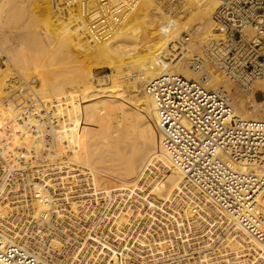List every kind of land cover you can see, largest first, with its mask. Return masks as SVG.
<instances>
[{
  "label": "built area",
  "instance_id": "2783aa9c",
  "mask_svg": "<svg viewBox=\"0 0 264 264\" xmlns=\"http://www.w3.org/2000/svg\"><path fill=\"white\" fill-rule=\"evenodd\" d=\"M73 1L80 7L91 40L102 42L140 0ZM217 2L211 14L212 33L200 51L189 44L196 29L191 26L171 39L167 55L161 57L165 64L188 68L197 78L168 71L144 83L157 113L162 148L184 172L183 183L170 199L158 201L148 193L149 184L163 177L159 170L158 174L148 172L143 189L97 193L77 212L68 207L58 218L52 209L54 218L47 228L33 218L32 192L20 186L8 199L17 209L0 215V238L2 234L8 240L27 242L34 252L44 246V264H234L228 241L238 231L226 215L246 225L249 235L264 239V227L259 225L264 223L260 212L264 207V118L236 115L226 90L210 87V74L205 71L209 64L238 87L252 91L264 115V98L256 99L257 93L264 95V89L254 87L264 79V0ZM179 4L170 0L163 8L173 14L180 10ZM184 46L191 49L187 56H183ZM7 169L0 155V174ZM27 178L7 172L12 185H25ZM258 193L263 195L259 203L254 201ZM16 200L21 201L12 203ZM15 248L0 251V258L14 264ZM18 254L24 253L19 250ZM30 256L17 255L18 264L23 260L31 264Z\"/></svg>",
  "mask_w": 264,
  "mask_h": 264
},
{
  "label": "bare ground",
  "instance_id": "6f19581e",
  "mask_svg": "<svg viewBox=\"0 0 264 264\" xmlns=\"http://www.w3.org/2000/svg\"><path fill=\"white\" fill-rule=\"evenodd\" d=\"M32 1L34 0H31V2ZM51 1H53L54 4L51 7L55 6L56 4L54 1L57 2V0H50L49 4H52L50 3ZM179 1L180 10L174 12L173 14H169L167 11H165L164 8V11L160 10L161 1L157 3L155 2V5L151 3V9H156L160 14H162L161 16L166 18L165 21H163V26H166V28L162 29V31L160 32V37L164 38L167 41V45L163 47L162 53L160 52L162 55L159 56L151 52L148 54H144L147 55L145 59L140 58L139 60H137V63H132L125 62V60L128 59V55H130L127 54L128 52H130L131 55H139L151 49V46H147V44L145 45L144 41L140 39V37L137 35V31H139L141 27L136 31V29L132 27V24L128 23L124 24L121 28L120 26L124 23L123 22L119 26L120 29L117 32H114V34H112L108 40L102 42H94L91 40L87 33L86 24L85 22L83 23L84 19L82 17L81 12L78 13L75 11L74 13H72L71 10L72 14L70 15L68 13V17H66V12L64 13V11H61V9L59 8V10L64 14H60V12H58L62 17L60 15H54L53 18L55 17V21H57L56 17H60L62 19L64 18V15L66 19H64L61 23L57 21V24L56 22L55 24H52V15H50V17L47 12L49 7L43 5L40 0H35L33 4L35 3L34 5L36 7L37 14L32 13L33 17L31 15L26 16L25 14L24 16L26 17L24 21L23 16L22 22H20V24H15V21L13 22V20L18 16L22 17V14L26 12V7L29 4L30 0H0V52L6 55L11 66H22L17 64L18 57L20 58L22 53H30V51L33 53V55L36 56V59H38L40 63H44L47 59L49 61V56L45 53V48H47L48 45L51 44L49 42L53 41L52 43H55V39L57 41H61L62 36H64L65 33H67L69 30L74 29V31L76 30V33L80 32L82 36H78L75 38L70 37V40L66 41L78 47H81V45L85 44L93 45L95 43L98 46L96 48L98 50L97 52L101 51V55L102 53H104V56L110 54L107 51L108 49H117L116 60H114V62L109 63L105 61L107 65L113 66L117 71H122L123 68L128 70L130 69V71L134 70V72L132 73L128 71V73L126 74V76L128 77L126 79L125 75V77H123L122 74L121 76L116 75V72L108 75H103L100 78H96L97 80L94 85L92 83V79L94 76L91 68H89L87 70V79H80L79 81H76V83H74L72 86H69L67 88L77 89V91L80 89L84 90L85 92H88L89 94L80 96V100L83 103H89L95 99L92 105L91 117L92 121L94 123H97L98 126H100V129H102H98V131L96 132V135H98L99 138L113 139L116 134H113L111 124V128L107 127L109 126V123L111 121V115L113 113L112 111L116 108L122 109V107L124 109V106L121 103L122 101L119 100V103L117 102L116 104L114 103L115 105H113V101L111 102L108 99L112 94H120L122 95V97H124V99L129 102L133 112L125 114L126 111L124 110L125 113H123V115H120L125 117L126 119L127 115H131L130 113H133L132 116H130V118L132 117L131 121H133V124L129 123L132 127H129L130 130L132 129L133 131H136L137 126L139 125L135 124H137L136 122L140 120L151 121L149 122V127H146L148 129L143 130L144 133L142 134V137L140 136L142 138V141H120V137L118 135L117 136L119 137V139L116 136L115 139H118L119 141H116L115 139L114 141H57L51 137L47 141H39L43 134V131L39 128L37 129L36 134L31 136L27 135L26 133H22V128H14L13 126L7 124L0 125V135L3 136L5 139L4 141H0V155L4 158L8 166L6 173L3 172L2 174H0V215L6 214V212H9V210L11 209H17L16 205H12V207L11 205H9L8 199L9 194L19 190L20 186H23L25 190L32 192L33 200L31 203V208L33 211V218H38V224H44L47 228L51 227V220L54 218L51 213L52 209L53 212L55 211L56 213L55 218H58L62 217L67 212L66 210L68 207H70L73 212H77L78 208L80 206L82 207L83 203H85V201L90 196L95 195L97 193H103L104 195H108L109 192L112 190L133 191V189H143L141 181H143V178L146 176L147 171L149 173H155L154 170L157 171L159 169L162 171V179L154 180L149 185L150 189H148V193L152 194L156 200H168L170 199L174 191L180 188L181 184L183 183L184 172L181 171L177 166H175V164L171 161V159L167 156V154L162 148L161 133L158 126V122L155 115L150 112L154 111L153 100L145 91L144 83L151 78H154L162 73L169 71L166 70L168 64H165V61H162L163 58L161 57H165L164 55H167L169 43L173 37H177L179 35V30L181 29V27L185 30L189 28L190 24L192 27H196L194 35L192 36V41L190 42V45H192V47L193 45L194 47H196L197 43L201 47L205 45L207 40L206 36H209L212 33L213 22L211 19V14L218 2L217 0ZM58 2H61L60 5L65 4L68 5V7L72 6L73 10L77 5V3L73 0H58ZM181 13H185V16H183L185 20L184 22L182 21L183 24L179 22L180 20L178 21V17ZM133 16H135V14ZM180 23L182 25H180ZM202 28H204L205 38L203 40L196 39L195 37L200 36ZM193 37L195 38V41ZM63 43H65V40ZM201 49L202 48L196 47V50L198 51H200ZM190 50H186V47H183V56H187ZM83 53L81 54L83 55ZM30 57L33 59L35 58L32 56ZM20 68L24 71L28 70H25V67ZM180 68L183 69L184 66H180L179 68L174 67V71L183 74L184 70H180ZM210 68L211 66L209 64H206L205 71L210 74L208 85L214 89H217L219 86H223L226 89L229 103L231 104L236 115L241 116L242 118H264V115L259 111L256 106L252 91L248 93L246 90L238 87L221 72L216 71L215 73H213L214 69ZM4 70V68L0 67V89L4 88L6 90V93L10 94L8 96L9 98H16L19 95H23L21 91H19V95L14 94V91L16 90L10 80V75L8 73L9 71L7 72L6 70ZM82 73L84 72L82 71ZM136 74L138 76H136ZM28 79L31 80L33 78L29 77L28 75ZM233 84L237 88L234 87ZM105 85L109 86L104 87ZM254 87L264 89V79L256 81L254 83ZM24 90L28 92L27 88L23 89V91ZM77 91L76 93L73 91L70 94L72 96H79V93ZM241 91L250 95L246 96ZM99 97L103 98L100 100H96ZM71 103L73 104L72 101ZM38 107L36 108V112H38L39 115L38 113H35L34 116H38L34 117L33 119L36 125L39 122L38 119L44 117L45 112L50 115L52 108L51 106L50 109H46L45 106V109L43 108L45 111L44 112L41 111V108L39 110ZM46 113L45 116H49ZM114 115H112V117ZM127 119L130 122V119ZM121 120H123V118ZM125 121L126 123L128 122L127 120ZM117 124L120 128V125H123L124 123H122L121 121L120 125L119 122ZM125 124L123 126L121 125L122 127L120 128V130H122L119 134L120 136L122 134L124 136L130 135L128 133L130 132V130H127L126 128L129 124L125 127L127 131H125L123 128ZM118 126L114 128L116 129ZM114 131V133H116V130ZM133 131L131 132L133 135L132 138H134L138 134V132ZM18 133H21V137L17 141L15 137L16 135H18ZM112 134L113 136H111ZM123 135L121 137L125 138ZM124 140H128V137ZM28 170L32 172L30 175L31 177L35 173L37 175H40V177L44 176L45 179H40L39 182L28 180L27 184L25 185L18 184L17 182L12 185L7 181V172L16 171L18 172L19 177H28V174H26V171ZM31 181L33 183L36 182V185L31 186ZM110 182L113 184H110ZM56 191L57 193H55ZM262 196V193H258L255 196L254 201L257 203L261 202ZM20 201L16 200L12 203L16 204ZM59 205L62 206V210L64 211H57V208L61 207ZM261 211L263 212L264 216V207L260 209V212ZM226 216H228L227 218H230L232 221L234 220L233 224H236L235 228L238 231V235L234 236L233 239L228 241L231 249L234 251L233 263L264 264V239L259 240L258 238L249 235L250 231L248 227L246 225H243L242 223H239L237 218L233 215ZM259 225L264 227V223H259ZM56 236H59V233H56ZM0 243L1 252H4L7 247H16L12 252L13 255L11 256L14 264H18L17 255H21V258L23 259L26 258L27 255H31V264H37L40 262L41 264L46 263L43 261L44 259L42 258V248H44V246H40V248H37L34 252L32 251V248H28L27 242L18 243L14 239L8 240L2 234L0 238ZM53 243L56 244V242L54 241ZM19 250L23 251L24 254H18ZM0 264L9 263L5 262L4 259L0 258ZM21 264H25V261L23 260Z\"/></svg>",
  "mask_w": 264,
  "mask_h": 264
},
{
  "label": "rangeland",
  "instance_id": "374dc122",
  "mask_svg": "<svg viewBox=\"0 0 264 264\" xmlns=\"http://www.w3.org/2000/svg\"><path fill=\"white\" fill-rule=\"evenodd\" d=\"M43 1L44 0H40V2H42L43 5H46L49 7L47 12H48L49 16L52 15V18L54 15L59 16L61 13L64 14L65 12H66V14H65L66 17H68V15H67L68 13L71 15L75 11L78 13L81 12L78 5H76L74 10H73L72 6L68 7V5H65V4L60 5L61 2L59 3L57 0V2L54 1L56 5L53 6L54 7V9H53V7H51L52 5H54L53 1L50 2L52 4H49L50 0L49 1L47 0V3L45 0L44 2L46 4ZM165 1H167V0H141L138 3V5L131 11L130 15L124 21V23L120 26L122 28V26L124 24L129 23V24H132V27H134L136 29V31H137V29H139L141 27V29H139V31H137V35L140 37V39H142L144 41L145 45L147 44V46H151V49H149L150 51L148 50L149 52L147 51V52L141 53L139 55L138 54H136V55L132 54L131 55V53L128 52L127 54H130V55H128V59L125 60V62L137 63L138 62L137 60H139L140 58H144V59L146 58L147 55H144V54H148L151 52L153 54H157L159 56L162 55L161 54L162 49H163V47H165L167 45V43H166L167 41L164 38L160 37V32L162 31L163 28L164 29L166 28V26L165 27L163 26V23H164L163 21H165L166 18L161 16L162 14H160L156 9H154V10L151 9V6L155 2L156 3L160 2V5H161L160 10L164 11L162 5L165 3ZM33 2H35V0L32 2L30 0L28 5L31 6L32 8L27 5L26 12H24L22 14V17L18 16L19 18L17 17L13 20V22L15 21L14 22L15 24H18V23L20 24V22H22V18L25 14H26V16L31 15L32 17H33V14H37L36 7L34 5L35 3L33 4ZM30 3H32L33 6ZM59 8L61 9V11H64V13L61 12L59 10ZM68 8L70 9V11ZM34 10L36 11V13ZM56 10H58V11H56ZM66 10L69 12H67ZM71 10H72V13H71ZM58 12H60V14ZM143 12H145V13H143ZM134 14H135V16H133ZM150 14H151V16H150ZM184 14L181 13L178 17L179 18L178 21L180 20L179 22H181L182 24L185 20L183 17V16H185ZM26 16H24L23 21H24ZM65 16L63 15L64 18H62V19L60 17H56L57 18L56 20L61 23L64 19H66ZM142 16H143V18H142ZM133 17H134V19H133ZM52 18H50V19H52ZM52 20H51L52 24L53 23L55 24V22H56V24L58 23L57 21H55V17ZM146 21H148V22H146ZM131 22H134V23H131ZM83 23H84V21H83ZM140 23H142V24H140ZM181 23H180V25H182ZM120 27L115 32H117L120 29ZM149 27H151V28H149ZM189 27H191V24ZM150 29H152V30H150ZM181 29H182V27H181ZM181 29L179 30V33H180ZM72 30H73V32H72ZM72 30H69L67 33H65V35L62 36L61 41L60 40L57 41L55 39V41H54L55 43H52L53 41H51V42H49L51 44L48 45V47L46 46L47 48H45V53L48 54L49 61L47 59L44 63H40L38 61V59H36V56L33 55V53L31 51H30V53H28V52L22 53V55H21L22 57L20 56V58L18 57V59H17V64L22 65L20 67H23V68L25 67V70L28 69L26 71L22 70L20 67L11 66L6 55H4V53L0 52V56H1L0 57V67L4 68L7 72L9 71L8 73L10 75L9 76L10 80L13 83L15 90H16V91H14V94L19 95V91H21V93L23 94L21 96L19 95L16 98H14V97L9 98L8 96L10 94H7L6 90L4 88L0 89V125L7 124L10 126H13L14 128L15 127L22 128L23 129L22 133H26L27 135H31V136L35 135L37 129L39 128L40 130L43 131L42 137H41V139H39V141H41V140L47 141L50 137L54 138L57 141H114L115 136L118 139L120 137V139H119L120 141H139V140L142 141L141 137H142V134L144 133L143 130L148 129L146 127H149V122H151V121L140 120V121L136 122L137 124H135V125H139V126H137L136 131L135 130L134 131L138 132V134H137V136L132 138L133 135L131 132L133 130L132 129L130 130L129 127H131L130 124H133V121H131L132 117L130 118V116H132L133 113H130L131 115H127V118L130 119V122L127 118L125 119V117H123L121 115H123V113H125V111H126L125 114H128L129 112H133V111L131 109L129 102L126 99H124V97H122V95H120V94H112L108 98L111 102L113 101V105H115L120 100V101H122L121 103L124 106V109H123V107H122V109L116 108L117 110L114 109L115 111L114 110L112 111L113 112L112 115H114V113H115V115L113 116L115 119L111 115V121L109 123V126H107V127H110V124H111L112 128L111 127L110 128L112 129L113 134L114 135L116 134V135L113 137V139L112 138H108V139L107 138H99L98 135H96V132L98 131V129L99 130H102V129H100V126H98L97 123H94L92 121V117H91L92 105H93V101L95 99L92 100V102L83 103L80 100V96L87 95V94H89L88 92H85L84 90H80V89L77 91V89H67V88L69 86H72L74 83H76V81H79L80 79L81 80L87 79L88 78L87 70L89 68H91L93 76H94L92 79V83L94 85H95L96 80H97L96 78H98L104 74L108 75V74H112V73L116 72L117 73L116 75L121 76V74H122L123 77H125L126 74L128 73V71H130V69L128 70V69L123 68L122 71L121 70L117 71L113 66L107 65V63L114 62V60H116L117 49L110 48L111 50L110 49L107 50L108 53H110V54L107 53L108 55L104 56L103 55L104 53H102V55H103L102 56L101 51L97 52L98 50L96 48L98 46L95 43L93 45H91V44L90 45L89 44L88 45L87 44L81 45V47L80 46L79 47L74 46L71 43H69L68 41L70 40V37L75 38L78 36H82L80 34V32L76 33L75 32L76 30L75 31H74V29H72ZM182 30H185V29H182ZM206 32H207V30H206ZM150 35H152V36H150ZM65 36L68 39H66ZM204 36H205L204 28H202L200 36L195 37V38L203 40L205 38ZM152 37H154V38H152ZM207 37H208V35L206 36V39H207ZM195 38L193 37L194 41H195ZM63 39L65 40V43H63L64 42ZM66 40H68V41H66ZM189 44H191V43H189ZM184 47H186V46H184ZM196 47L202 48L200 45H198V43L196 44ZM81 53H83V55ZM30 54H32V55H30ZM29 55L32 57H35V58L34 59L31 58ZM96 57H98V58H96ZM170 66L171 65L169 63L168 66L166 67L167 68L166 70L174 71L175 70L174 67L179 68V66H176V65H172L171 67ZM180 70H184L183 71L184 73L182 75H184V76L187 75L186 76L187 78H191V79L197 78L186 67H184L183 69L180 68ZM82 71L84 73H82ZM213 71H214L213 73H215L218 70L214 69ZM130 72L132 73V72H134V70H131ZM28 75H29V77H31L33 79L29 80ZM136 76H138V75L136 74ZM127 77L128 76H126L125 79ZM108 86L109 85H105L104 87H108ZM234 87H236V86L234 85ZM25 88L28 89V92L26 90L23 91V89H25ZM218 88L225 89L223 86H219ZM17 90H18V93H17ZM73 91L75 93L77 91L79 93L78 94L79 96H72L70 93H72ZM241 92L244 93V95H246V96L250 95V94H247L243 91H241ZM102 98L103 97H99L96 100H100ZM130 98H132V97H130ZM261 98H264V95L257 93L256 99H261ZM71 99H73V100H71ZM71 101L73 102V104L71 103ZM36 105H37V107L39 106L38 107L39 110H40V108L42 109L41 111H44L45 106H46V109L47 108L50 109V107L52 106L50 115L44 111L49 116L46 115L47 116L46 117L45 113H44V117H42L41 119H38L40 123L37 121L38 122L37 125L35 124V121L33 120L34 117H37L39 115V113L36 112V108H37ZM153 107H154V103H153ZM150 112L153 113L157 119V113H156L155 107H154V111H150ZM35 113H38V115L36 114L37 116H34ZM115 116L118 118H116ZM120 117H122L123 120H121L122 118H120ZM116 119H119V120H116ZM125 120H127L128 122L126 123ZM121 121L124 124L126 123L125 126L123 127L124 130L125 131L130 130V132H128L130 134V135L128 134L129 136H126V135L124 136L122 134L125 138L121 137L122 135L121 136L119 135L121 133V130H122V129L120 130V128L124 125V124L123 125L121 124ZM111 122L113 123V125ZM118 122H119V125L120 124L122 125V126L120 125V128L117 124ZM114 124H116V125H114ZM126 125H128V126L126 127ZM116 126H118L117 127L118 129L114 128ZM125 127L127 128V130ZM114 130H116V133H114L115 132ZM124 130H123V132H124ZM118 131H119V133H118ZM113 134L111 136H113ZM20 137H21V133L20 134L18 133V135H16L15 138L18 141L20 139ZM127 137H128V140H124V139H127ZM118 139H115V140L119 141ZM4 140H5L4 137L0 135V141H4ZM159 171H161V170L159 169ZM154 172H155L154 174H158L156 170H154ZM147 173H148V171H147ZM166 174H165V176H166ZM150 175H152V174H150ZM28 177L29 178H27V180H32V181H37V182H39L40 179H43V180L45 179L44 176L40 177V175H37L35 173L32 177L30 175H28ZM110 184H113V183L110 182ZM35 185H36V182L31 183V186H35ZM141 185L143 186L142 181H141ZM147 189H150L149 186ZM38 190H40V189H38Z\"/></svg>",
  "mask_w": 264,
  "mask_h": 264
}]
</instances>
